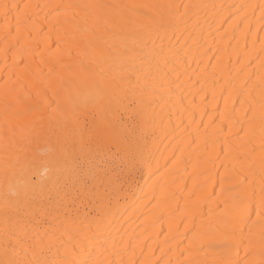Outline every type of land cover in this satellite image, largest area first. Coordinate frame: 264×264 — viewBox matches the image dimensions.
I'll use <instances>...</instances> for the list:
<instances>
[{"label": "bare ground", "instance_id": "bare-ground-1", "mask_svg": "<svg viewBox=\"0 0 264 264\" xmlns=\"http://www.w3.org/2000/svg\"><path fill=\"white\" fill-rule=\"evenodd\" d=\"M262 200L264 0H0V264H264Z\"/></svg>", "mask_w": 264, "mask_h": 264}, {"label": "snow or ice", "instance_id": "snow-or-ice-1", "mask_svg": "<svg viewBox=\"0 0 264 264\" xmlns=\"http://www.w3.org/2000/svg\"><path fill=\"white\" fill-rule=\"evenodd\" d=\"M12 7H17L16 5H13ZM4 8V15L7 16L8 15V10H9V6L7 4L3 5ZM261 211H260V215L264 216V200L261 201V205H260ZM244 212H247V208L245 207ZM9 264H12V262H9Z\"/></svg>", "mask_w": 264, "mask_h": 264}]
</instances>
